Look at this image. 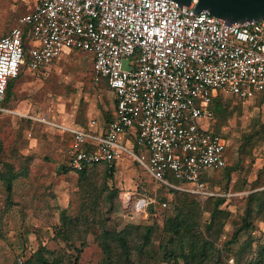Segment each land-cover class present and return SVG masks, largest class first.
<instances>
[{
    "label": "built area",
    "instance_id": "built-area-1",
    "mask_svg": "<svg viewBox=\"0 0 264 264\" xmlns=\"http://www.w3.org/2000/svg\"><path fill=\"white\" fill-rule=\"evenodd\" d=\"M194 10L195 3L172 0H35L0 36V103L27 55L30 69L42 72L68 50L92 54L94 83L106 80L117 98L115 119L96 148H89L87 132L41 120L70 134L72 171L101 162L112 167L128 153L156 183L204 201L214 193L202 177L227 165L229 144L203 124L216 118L218 95L264 96V20L227 26ZM129 139L139 154L127 149ZM168 173L185 185H174Z\"/></svg>",
    "mask_w": 264,
    "mask_h": 264
},
{
    "label": "rangeland",
    "instance_id": "rangeland-1",
    "mask_svg": "<svg viewBox=\"0 0 264 264\" xmlns=\"http://www.w3.org/2000/svg\"><path fill=\"white\" fill-rule=\"evenodd\" d=\"M34 4L35 0H0V36L9 34ZM27 44L32 45L30 40ZM92 64V56L86 52L64 55L47 75L30 76V84L21 87L24 89L21 96L30 99V103H38L40 112H53L76 123H86L94 111L112 116L115 95L103 84H94ZM124 66L129 68L127 61ZM220 98L228 113L203 124L206 129H217L229 143L227 167L209 171L208 175L214 196L226 199L220 206L224 214L211 239L224 263L230 264L229 260L234 258L235 264H241L236 253L249 241L252 240L251 253L264 245V211L259 212L257 203L250 206L248 203L251 194L264 190V100L258 97L243 101L230 95ZM35 130L37 141H32L26 153L20 149L11 152L12 143L7 136L1 142L4 149L0 168L4 171H0V264H16L18 258L28 261L42 248L54 256H63L67 262L73 250L57 237L62 213L76 217L91 200H96L87 206L93 230L77 234L73 242L80 248L84 238L87 244L80 255V264H102L104 255L97 234L103 223L116 230L130 224L154 226L152 246L144 256L137 257L136 264H184L182 258L175 263L166 256L172 251L179 253L180 249L177 235L166 230L165 222L173 220L179 209L191 216L198 215L195 205L188 199H175L169 188L157 185L147 169L128 153L117 162L112 178L97 171L81 180L66 168L68 142L51 132ZM125 144L129 151L139 154L132 139ZM148 156L147 153L146 163ZM141 201L145 207H139ZM212 209L213 204L201 202L203 226H197L198 232L207 234L204 224ZM247 210L252 211L251 218ZM245 219L251 222V227L242 229L239 241L229 245L235 232L244 227Z\"/></svg>",
    "mask_w": 264,
    "mask_h": 264
},
{
    "label": "trees",
    "instance_id": "trees-1",
    "mask_svg": "<svg viewBox=\"0 0 264 264\" xmlns=\"http://www.w3.org/2000/svg\"><path fill=\"white\" fill-rule=\"evenodd\" d=\"M27 40V37H25V42H27ZM29 61L30 57L27 55L26 62ZM9 87L10 84L8 88ZM220 97L221 95H218L211 106L216 118H220L228 113V107L224 105L223 100ZM262 100H264V98H262ZM135 147L138 149L137 145H135ZM226 167L227 165L221 169ZM66 168L68 171H72L68 164ZM97 171L101 172V174L107 178H112L116 171V164L112 167L106 162L90 164L86 166L83 171L74 173H76L81 180H85L92 174L98 173ZM208 175L209 172L202 177V181L207 182L209 190L212 192ZM168 179L174 185H181L171 173H168ZM8 183V191L11 195L12 185L10 181ZM156 184L161 187L163 186L158 183ZM168 190L174 195L175 199H188L196 206L198 215L191 216L190 214L184 213V210L179 209L178 214L173 220H166L165 228L177 235L180 249L179 253L172 251L169 252V254H166V256L173 258L175 263H178L179 258H182L184 264H212L213 262L214 264H226L222 261L220 250H218L217 246L214 244L215 241L211 239L216 233L220 219L224 214V211L220 209V206L226 201V199L216 195L207 197L204 200L205 202L213 204V209L210 211L211 216L204 224V232L207 233L205 235L196 230L197 226H203V212L200 210L202 200H200L198 196L186 191L175 188H169ZM161 201H164V198H161ZM94 202H96V200H91L90 204H93ZM253 202L257 203L256 206L258 207L259 212L264 211V190L253 193L249 196V206L252 205ZM90 204H84L81 214L76 217H71L67 215L66 212L62 213L61 226L59 227L60 231L58 232L57 237L64 242H67L70 250H73L69 253L67 262H64L63 256H54L51 252L42 248L28 259V261H25V264H80V255L87 244L84 238L82 239L83 243L80 248H78L73 242L78 238L77 234L82 233L84 235L93 230L94 224H92V222L90 223V217L87 214V206ZM247 216L251 218L252 211L247 210ZM248 227H251V222L245 219L244 227L239 228L235 232L229 245L236 244L239 241L240 231L244 228L247 229ZM153 235L154 226L151 224H130L126 225L121 230L109 229L104 223L101 224L97 239L99 240V246L104 255L102 264H136L137 257L144 256L151 248ZM251 249L252 240L236 253L239 262L242 264L247 255L251 254L249 258L250 260L247 261L246 264H264V245L259 246L256 252L253 253H251Z\"/></svg>",
    "mask_w": 264,
    "mask_h": 264
},
{
    "label": "crops",
    "instance_id": "crops-1",
    "mask_svg": "<svg viewBox=\"0 0 264 264\" xmlns=\"http://www.w3.org/2000/svg\"><path fill=\"white\" fill-rule=\"evenodd\" d=\"M73 51H77V50H68L63 54V56L72 53ZM89 55L92 56L94 63L93 55L92 54ZM59 59H57L48 68V70L42 72L32 71L29 67V62H26V64L22 67L20 74L17 76V78L10 80L9 83L10 87L6 92V96L4 100L0 103V161L2 160V154L4 149L1 143L2 139H6L7 136V138L11 141L12 143V146L10 148L11 152L15 149H20L22 153H26V151L29 150L30 146L33 145L32 141L33 142L37 141L36 134L38 133V130L35 129L38 128H40L42 132H51L57 136L62 137L65 141L68 142L69 144L68 151H69L70 142H71L70 134L64 132L58 127L45 124L44 122L41 121L42 119H46L53 124L76 128L87 132L91 136V140L89 142L90 149L96 148V141H98L99 138L105 135L109 124L115 119L116 102H117L116 94L108 85V82L104 79L101 80V82L97 85L99 86L100 84H103L104 86L109 88V90H111L115 95L114 113L112 114V116H110L107 113L103 114L100 111H94L92 114H89L88 120L84 124L78 122L76 123L75 121L65 116H58L53 112L51 113L40 112L39 109L41 107L38 103L35 102L30 103L29 102L30 99L21 96V92L24 91V89H21V87L24 88L27 84H30V81L28 79L30 76L41 77L47 75V73L51 71L52 67ZM92 74H93V64H92ZM259 98L262 99L264 98V96H260ZM93 122H95V124H93ZM19 123L25 125L26 127H21ZM4 124H9V127L2 128L3 127L2 125ZM215 131L219 132L217 131V129ZM10 157L11 154L9 155V159ZM6 163L7 162L5 161L1 163V165L3 166ZM0 171H4L3 168H0Z\"/></svg>",
    "mask_w": 264,
    "mask_h": 264
},
{
    "label": "water",
    "instance_id": "water-1",
    "mask_svg": "<svg viewBox=\"0 0 264 264\" xmlns=\"http://www.w3.org/2000/svg\"><path fill=\"white\" fill-rule=\"evenodd\" d=\"M179 7L195 3L193 15L208 11L225 21L224 25L264 20V0H172Z\"/></svg>",
    "mask_w": 264,
    "mask_h": 264
},
{
    "label": "snow or ice",
    "instance_id": "snow-or-ice-1",
    "mask_svg": "<svg viewBox=\"0 0 264 264\" xmlns=\"http://www.w3.org/2000/svg\"><path fill=\"white\" fill-rule=\"evenodd\" d=\"M147 23V22H146Z\"/></svg>",
    "mask_w": 264,
    "mask_h": 264
}]
</instances>
